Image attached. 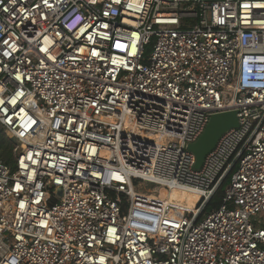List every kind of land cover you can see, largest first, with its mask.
Here are the masks:
<instances>
[{"label": "built area", "instance_id": "built-area-1", "mask_svg": "<svg viewBox=\"0 0 264 264\" xmlns=\"http://www.w3.org/2000/svg\"><path fill=\"white\" fill-rule=\"evenodd\" d=\"M0 132V264H264V0H0Z\"/></svg>", "mask_w": 264, "mask_h": 264}, {"label": "water", "instance_id": "water-1", "mask_svg": "<svg viewBox=\"0 0 264 264\" xmlns=\"http://www.w3.org/2000/svg\"><path fill=\"white\" fill-rule=\"evenodd\" d=\"M238 127L235 111L217 113L210 117L203 133L195 143L189 145V150L195 156V168L203 163L204 157L214 148L220 136L231 128Z\"/></svg>", "mask_w": 264, "mask_h": 264}, {"label": "bare ground", "instance_id": "bare-ground-1", "mask_svg": "<svg viewBox=\"0 0 264 264\" xmlns=\"http://www.w3.org/2000/svg\"><path fill=\"white\" fill-rule=\"evenodd\" d=\"M157 139L160 140V137H157ZM163 194L165 195L166 204H172L171 202H181L184 203L186 209L193 207L198 198L194 193H188L186 191H181L178 189H172L168 195H166V193ZM149 197L155 200L154 195ZM137 203H145L144 210H142L140 214L138 213L134 215V212L140 209L139 206H137ZM156 207V200L150 204H147L143 199L137 198L133 204V209L131 211V219L133 224L144 227L147 231H149V228L151 226L149 216L151 212H154L156 209H158Z\"/></svg>", "mask_w": 264, "mask_h": 264}, {"label": "trees", "instance_id": "trees-1", "mask_svg": "<svg viewBox=\"0 0 264 264\" xmlns=\"http://www.w3.org/2000/svg\"><path fill=\"white\" fill-rule=\"evenodd\" d=\"M13 142L7 139L4 134L0 133V161H2L7 166L13 168L14 166V157L12 154ZM223 190L220 188L211 200L208 202L206 210H211L219 207L222 203ZM158 211V210H157ZM159 213V212H158ZM138 214V211L134 212V215Z\"/></svg>", "mask_w": 264, "mask_h": 264}, {"label": "rangeland", "instance_id": "rangeland-1", "mask_svg": "<svg viewBox=\"0 0 264 264\" xmlns=\"http://www.w3.org/2000/svg\"><path fill=\"white\" fill-rule=\"evenodd\" d=\"M1 133V132H0ZM8 139V138H7ZM13 154V152H12ZM143 187L145 188H149L151 189L152 187H154V185L152 184H149V183H142L141 184ZM143 191V190H142ZM162 192H165V189L162 190ZM150 196H153V195H150ZM173 205H177V206H181V207H185L184 203H181V202H171ZM144 205L145 203H137V206H139V210L138 213L140 214L142 210H144ZM158 208V207H156ZM158 209H156L154 212H151L150 216H149V221L151 222V226L149 228V231L150 232H153L154 231V226L156 225V220H157V215H158Z\"/></svg>", "mask_w": 264, "mask_h": 264}]
</instances>
